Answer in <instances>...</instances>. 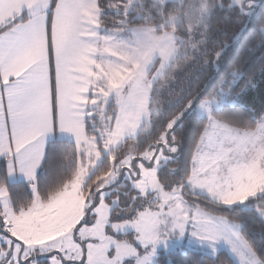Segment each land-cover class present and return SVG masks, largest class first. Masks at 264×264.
Instances as JSON below:
<instances>
[{"label": "snow or ice", "instance_id": "1", "mask_svg": "<svg viewBox=\"0 0 264 264\" xmlns=\"http://www.w3.org/2000/svg\"><path fill=\"white\" fill-rule=\"evenodd\" d=\"M188 252L264 264V0H0V264Z\"/></svg>", "mask_w": 264, "mask_h": 264}, {"label": "trees", "instance_id": "2", "mask_svg": "<svg viewBox=\"0 0 264 264\" xmlns=\"http://www.w3.org/2000/svg\"><path fill=\"white\" fill-rule=\"evenodd\" d=\"M255 98V105L253 106L252 100ZM249 107L252 111H258L259 110V97L258 94L253 93V96L249 98ZM246 117V113L244 114ZM252 228L258 232V225H252ZM174 261V264H193V262L199 257L192 253L188 252L187 254L184 253H176L172 257H170Z\"/></svg>", "mask_w": 264, "mask_h": 264}]
</instances>
